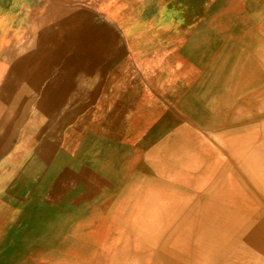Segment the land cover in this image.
Masks as SVG:
<instances>
[{"label":"rangeland","instance_id":"obj_1","mask_svg":"<svg viewBox=\"0 0 264 264\" xmlns=\"http://www.w3.org/2000/svg\"><path fill=\"white\" fill-rule=\"evenodd\" d=\"M263 44L264 0H0V264H135L153 255L173 224L152 221L156 196L184 185L177 163L195 171L208 160L231 173L259 224L262 184L229 146L206 150L215 131L257 121L219 100L233 89L230 98L264 95ZM200 94L219 101L215 131L196 120ZM179 133L205 143L201 161L172 155ZM189 227L187 242L178 240L194 260L195 215ZM253 251L239 262L255 263Z\"/></svg>","mask_w":264,"mask_h":264},{"label":"bare ground","instance_id":"obj_2","mask_svg":"<svg viewBox=\"0 0 264 264\" xmlns=\"http://www.w3.org/2000/svg\"><path fill=\"white\" fill-rule=\"evenodd\" d=\"M261 52L264 54V50ZM220 56L221 54L218 55V58H220ZM221 61L222 60L217 59L214 63H221ZM250 63L252 65L258 64L257 61H254V63L250 61ZM217 66H220V64H217ZM215 67L216 65L211 66V68ZM234 71V73L232 72L234 76L243 73L242 68H236ZM230 72L231 71L227 74L230 75ZM250 72H244V80L250 75ZM206 79L210 80V77L206 75ZM257 81H253L254 84L251 85L253 89L255 88V83ZM236 87H238V85ZM235 92V89H233L231 94L230 92L228 93V97L224 96L219 100L225 109L243 111L245 115L242 118H245V120L252 116H257L258 119H256L257 121L254 120L247 122L244 126L238 127V129L233 132L230 131L229 127L226 128L225 131H215V127H212L221 123L216 119L215 115L213 116L215 107L218 105L219 101L216 103H209L202 94L198 95L194 100L195 102L203 101L202 105H198L200 107V115L197 114L196 120L203 123L204 126H211L215 131L213 139L208 143L206 155L210 157L211 155L216 154V151L219 150L214 144L220 143L229 146L232 149L234 158L239 161L240 166L245 171V175H247L248 178L256 180L257 183L262 184L264 187V117H261L262 114L264 115V95L250 94L244 97L237 94L233 98H230V95H234ZM230 102H233V104L228 106ZM191 110L194 111V108L190 107V111ZM177 126V123L170 125L166 132H174ZM183 135H186L188 142H185ZM170 141L173 147L171 153L172 155H175V157H186L193 161H201L203 157H205V155L202 154V148H204L203 145L205 143L196 142L193 135L190 133L173 134ZM199 162H197V164H199ZM204 164L205 166L199 164V167L197 165V170L195 171L186 168L187 163L185 162L181 165L179 163L176 164L174 171L185 178L183 181L184 185L176 182L169 185V187L164 188L160 195L157 193L159 196H156V207L152 212V214L155 215V217L153 216L152 221H159L160 218L157 217L163 216L161 218L164 222L167 221L173 223L164 243L166 245L163 244L164 246L159 248L157 246V249L154 250V254H150L151 256H147L145 253H143L145 255H138L137 263L135 264H202V261H205V264H239L240 252L244 250L250 252L253 249L256 250L253 251L255 252L253 253L255 259V263L253 262V264H264V216L258 218V221L261 220V222L259 223L260 225L257 224L255 217L258 216V209L252 205L251 198L241 190L238 183L235 181L230 183L232 179L231 173H225L223 168L220 171L215 164L208 160ZM227 166L230 170L229 165ZM170 170L171 169L169 168L165 171ZM223 180L228 183L227 186L222 185ZM144 194L145 193H143V195ZM193 206L196 207L195 212L190 211V209L193 210ZM144 210L145 216L148 218L147 222L148 224L149 222L151 224V212L148 210L146 204ZM203 214L209 216V230H212L206 237L202 236L201 230L202 224H206ZM194 215L196 216L198 224V227L194 230V234L197 231L198 238L195 243H192V245L195 246L198 255L194 260H188L187 256H185L184 248L187 242L186 239H189L190 235H187L190 231L184 230L190 229L189 220L193 218ZM249 220L250 223L243 228V224ZM253 222H256V224L255 229L252 230L248 227H251ZM215 235H222L224 239L219 243V248L213 250L214 246H211L209 243ZM179 237L185 239L186 242L185 240L179 241ZM255 238L258 239V242ZM154 244L150 243L149 245L151 246ZM205 245H208L210 250L207 254L203 253V247ZM127 264L133 263L130 261Z\"/></svg>","mask_w":264,"mask_h":264}]
</instances>
